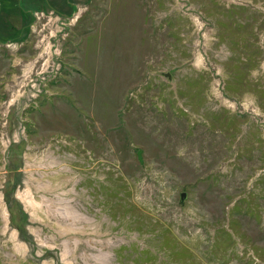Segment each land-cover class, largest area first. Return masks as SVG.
I'll return each mask as SVG.
<instances>
[{
  "label": "rangeland",
  "instance_id": "374dc122",
  "mask_svg": "<svg viewBox=\"0 0 264 264\" xmlns=\"http://www.w3.org/2000/svg\"><path fill=\"white\" fill-rule=\"evenodd\" d=\"M43 1L0 0V264H264V0Z\"/></svg>",
  "mask_w": 264,
  "mask_h": 264
},
{
  "label": "built area",
  "instance_id": "2783aa9c",
  "mask_svg": "<svg viewBox=\"0 0 264 264\" xmlns=\"http://www.w3.org/2000/svg\"><path fill=\"white\" fill-rule=\"evenodd\" d=\"M52 14H53L52 11L50 12V14H46V15H44L42 12L35 11L33 13L34 18H35V21H34L35 24L33 23L34 26L36 25L37 21L42 16H47L48 18L47 21H45L42 25V28H44L45 24H47L49 20L52 19L53 17ZM63 24H64V21L59 19L56 25V28L55 29L51 28L48 30L50 39H49L48 45L45 47L48 55L40 63L39 67L34 72V76L31 77L28 81L29 83L28 88H30V92L32 96H35L38 93H40L42 90H44L47 83L58 73L60 69L59 55L57 53L58 51L54 47L55 46L54 43L53 44H49V43H50V40H54L55 42L57 41V34L60 31L58 29V26L63 25ZM45 48L43 49V52H45Z\"/></svg>",
  "mask_w": 264,
  "mask_h": 264
},
{
  "label": "crops",
  "instance_id": "0c3cea01",
  "mask_svg": "<svg viewBox=\"0 0 264 264\" xmlns=\"http://www.w3.org/2000/svg\"><path fill=\"white\" fill-rule=\"evenodd\" d=\"M29 1L32 2V0H29ZM41 1L43 2V5H48V6H50V7L55 8V6H54L53 4H50V3L45 4L43 0H41ZM72 1H73V0H72ZM74 3H75V2L73 1V4H74ZM41 5H42V4H41ZM41 5H39L38 7H36V8L33 10V12H34L35 10H37V8H40ZM55 9H56V8H55ZM13 14H15V15H19L20 18H21V22H22V23H21L22 25H21L20 27H14V26H13V24H14L13 21L9 23V28L12 29V33L15 32V34L12 35V36H14V37H18L19 35H22V34H23V32H24L23 28L26 26V24H27V22L29 21L30 18H29V19H25V18L23 17V15H21V12H20V11H14ZM30 20H32V18H31ZM1 26H2V28L4 27L3 24H2ZM8 37H10V36H8ZM0 39H1V38H0ZM8 40H10V39L2 40V42L8 41Z\"/></svg>",
  "mask_w": 264,
  "mask_h": 264
},
{
  "label": "trees",
  "instance_id": "16d2710c",
  "mask_svg": "<svg viewBox=\"0 0 264 264\" xmlns=\"http://www.w3.org/2000/svg\"><path fill=\"white\" fill-rule=\"evenodd\" d=\"M29 24H30V23H27V24H26L23 34L20 35L21 37H22V36L24 37L25 34H27V31L29 30ZM18 37H19V36H18ZM18 37H13V39H14V40H18V39L21 38V37H20V38H18Z\"/></svg>",
  "mask_w": 264,
  "mask_h": 264
},
{
  "label": "water",
  "instance_id": "95a60500",
  "mask_svg": "<svg viewBox=\"0 0 264 264\" xmlns=\"http://www.w3.org/2000/svg\"><path fill=\"white\" fill-rule=\"evenodd\" d=\"M140 155V150H138V156ZM186 192H181L180 194V201L183 202L184 198H185Z\"/></svg>",
  "mask_w": 264,
  "mask_h": 264
}]
</instances>
